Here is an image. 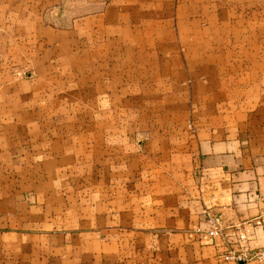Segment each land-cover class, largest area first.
<instances>
[{
  "label": "crops",
  "instance_id": "crops-1",
  "mask_svg": "<svg viewBox=\"0 0 264 264\" xmlns=\"http://www.w3.org/2000/svg\"><path fill=\"white\" fill-rule=\"evenodd\" d=\"M229 244L264 246V0H0V264Z\"/></svg>",
  "mask_w": 264,
  "mask_h": 264
},
{
  "label": "built area",
  "instance_id": "built-area-1",
  "mask_svg": "<svg viewBox=\"0 0 264 264\" xmlns=\"http://www.w3.org/2000/svg\"><path fill=\"white\" fill-rule=\"evenodd\" d=\"M206 233L211 238L222 237L223 231L215 218L208 221ZM243 235H240V238ZM219 257L224 264H264V246L257 249H242L232 244L223 245Z\"/></svg>",
  "mask_w": 264,
  "mask_h": 264
}]
</instances>
